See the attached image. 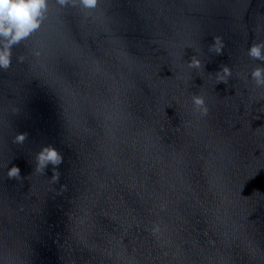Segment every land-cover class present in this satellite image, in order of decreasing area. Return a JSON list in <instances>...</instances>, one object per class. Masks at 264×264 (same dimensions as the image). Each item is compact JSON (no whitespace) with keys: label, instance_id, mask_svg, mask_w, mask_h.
<instances>
[{"label":"water","instance_id":"obj_1","mask_svg":"<svg viewBox=\"0 0 264 264\" xmlns=\"http://www.w3.org/2000/svg\"><path fill=\"white\" fill-rule=\"evenodd\" d=\"M84 16L53 11L0 70V248L28 264H264V88L243 80L264 0H102ZM190 43L204 70L187 68ZM48 145L55 184L52 165L35 172Z\"/></svg>","mask_w":264,"mask_h":264},{"label":"clouds","instance_id":"obj_2","mask_svg":"<svg viewBox=\"0 0 264 264\" xmlns=\"http://www.w3.org/2000/svg\"><path fill=\"white\" fill-rule=\"evenodd\" d=\"M102 0H0V70L7 71L13 64V49L30 41L34 34L38 33L45 26L53 11L60 14L65 9H77L85 13L84 18H92V14L98 10ZM185 48L194 46L190 43ZM184 48V49H185ZM225 48L224 40L221 36L214 37V43L209 47V52L217 55L222 54ZM196 55L191 57L187 63L190 70H204V64L200 58V50L194 49ZM184 52V51H183ZM44 54L43 45L34 46L30 49V55L34 60L39 61ZM247 56L254 61L261 62L244 75L243 80H250L254 84V89L264 88V41L254 42L247 49ZM27 57L19 55L16 57L18 63H25ZM233 77V71L228 66H222V69L216 72L215 84H228ZM192 113L203 119L209 115V108L205 95L191 96ZM264 111V110H261ZM13 115L20 112V109L13 107ZM166 115V114H165ZM178 130V129H177ZM27 139V133L15 134L12 142L22 145ZM64 162L63 155L52 145L43 147L35 156V172L43 174L49 165L53 166V175L49 183L55 184L59 181L60 173L56 170ZM8 178L20 179V168L11 167L7 172ZM66 190V186L61 187V191ZM163 207V206H162ZM23 210V209H21ZM159 241L162 236V226L160 223H154L150 229H147ZM247 252L250 257L260 255V249L252 243H248ZM167 255V253H165ZM111 256V252H109ZM0 264H28L22 261L14 252L0 248ZM222 264L224 262L222 261Z\"/></svg>","mask_w":264,"mask_h":264}]
</instances>
